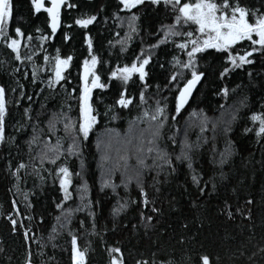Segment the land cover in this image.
Wrapping results in <instances>:
<instances>
[{
    "label": "trees",
    "instance_id": "1",
    "mask_svg": "<svg viewBox=\"0 0 264 264\" xmlns=\"http://www.w3.org/2000/svg\"><path fill=\"white\" fill-rule=\"evenodd\" d=\"M243 3L259 7L260 0H243ZM68 4L76 7H64L61 29L53 37L43 10L35 13L30 0H13L15 23L12 29L19 25L35 37L31 49L21 48L22 56L32 55L35 51L32 61H16L11 49L0 40V85L6 88L8 107L6 139L0 143V264H25L29 251L34 264H72L69 232L77 234L81 250L87 249L85 264H110L114 255L110 249L113 247L121 249L124 264H137L141 260L150 264L153 261L155 264H161V261L165 264L168 261L173 264H197V257L204 254L209 256L211 264H264V137L255 135L258 123L253 124L250 120L252 113L264 111V56L255 53L252 57L254 64L236 69L223 79L219 73L225 64L219 53L208 50L198 56V70L205 73L204 80L178 117V122H170L166 126L160 144L173 155L179 154L182 140L176 129L180 132L183 125L191 123L187 135L190 143L197 142L200 137V146L194 149V161L198 171L202 170L203 182L200 186L194 185L186 164L175 161L174 173L168 169H146L142 180L149 199L154 201L159 212L152 213L150 206L145 214L153 215V220L144 221L140 217L143 205L130 203L126 211L113 216L111 209L117 200L121 197L138 200V189L133 182L127 191L122 186L118 187V195L111 188L101 190L100 136L110 131L129 130L135 117L145 110L151 112L155 102L163 97L169 98L168 108L172 113L173 92L166 85L176 72L183 71L186 77L190 76L187 70L178 68L173 57L186 62L187 55L176 47L181 42L180 37H172L166 44L149 51V45L156 44L163 37V32L159 31L161 25L174 22V13L163 3L133 9L139 16L135 22V33L128 26L127 17L131 13L121 10L119 0H69ZM46 5H50L49 1ZM88 15L97 16V20L88 28L74 24L75 19ZM37 28L49 36L47 41L39 40L41 33L35 31ZM178 30L187 31L188 28L185 26ZM65 35L69 39L66 40ZM86 36H91L93 40L91 55H97L101 61L97 65L101 82L109 86L93 89L92 105L99 114L98 123L88 140L82 141L81 154L69 157L68 165L74 172H82L88 182L90 198L94 203L92 210L96 213L95 227L92 218L88 217V210L74 212L72 223L64 230H58L56 239L49 241L51 228L57 223L55 217L61 214L56 203L60 201L62 193L58 183L53 184L51 178L42 183L27 174L32 172L27 146L32 128L28 126L23 131L17 129L21 123H25L23 110L29 106L32 123L39 118L40 127L45 130L48 119L53 113L61 111L62 106L73 120L78 118L79 109L74 97H78L79 92L68 96L65 89L71 93L73 88L80 86L83 60L91 58L85 43ZM23 43L26 45L28 41L24 40ZM122 46L124 51H121ZM242 47H248L247 43ZM57 49L61 57L70 55L73 60L66 72L67 82L49 89L47 78L50 65L44 56L55 57ZM141 49L145 50V55L152 56L146 67L147 88L139 80L138 74H134L127 85L120 80L109 79L111 70L130 65L140 55ZM33 64L39 66L35 83L31 80ZM17 68L19 72L15 71ZM25 72L28 73L27 79L22 75ZM224 86L230 90L227 98L220 94ZM124 87L135 99L130 108L121 109L115 105V101ZM171 87L174 90L175 85ZM21 91L25 93L23 98ZM141 91L145 92L146 103L139 99ZM28 96L32 97L31 101L27 99ZM241 101L244 103L241 104ZM69 105L71 111H68ZM193 112L197 115L190 117ZM233 113L237 116L234 121L231 118ZM113 116L116 118L113 119ZM199 116L210 119L209 128L203 133L198 126L201 123ZM213 124L216 125L215 130ZM57 128V135L63 136V125L58 124ZM245 128L254 130L245 133ZM173 136L175 143L169 139ZM47 138L45 135L44 139ZM52 142H55V137H52ZM229 145L231 155L221 165L220 153L225 152ZM32 155L35 156V152ZM21 161L29 164V168L27 173L21 170L24 179L17 181L12 171ZM50 167L45 164V168ZM79 183L80 178L74 177V187ZM205 184L207 187L201 194L199 188ZM25 193L28 194L30 207L24 199ZM249 199L252 204L246 205ZM13 200L17 201L19 212L13 207ZM225 201L233 207L234 216L231 218L222 211ZM79 203L73 192V200L67 202L65 207L75 209ZM236 208L245 211L241 214L235 212ZM247 209L251 210L250 216ZM11 219L18 221L15 230ZM81 221H85L83 226ZM28 229L29 237L25 238L24 232ZM115 255L119 257L120 254Z\"/></svg>",
    "mask_w": 264,
    "mask_h": 264
},
{
    "label": "snow or ice",
    "instance_id": "2",
    "mask_svg": "<svg viewBox=\"0 0 264 264\" xmlns=\"http://www.w3.org/2000/svg\"><path fill=\"white\" fill-rule=\"evenodd\" d=\"M30 2L35 13H40L43 10L47 14V26L51 29V36L53 37L62 24V7H76L74 4H68L67 0H49L50 6H46L45 0H30ZM119 3L122 6V11L131 13L127 17V20L129 29L133 33L137 32L135 22L139 19V16L133 12V9H138V7L146 4L160 5L161 3L166 7H170L174 13V22L161 25L159 31L163 32V37L156 44L149 45V51L158 48L160 44H166L172 37H180L181 42L176 44V47L182 52H186L187 61H181L177 57H173V60L178 68L187 70L190 73V76L186 77L183 71L176 72L171 75L169 83L166 85L168 90L173 92L171 99L174 111L172 113H169V98L163 97L162 100L155 102V107L151 112L145 110L134 118L133 124L136 121H144L145 118L148 122V128L141 132L138 143L134 145L135 166L129 164V160L131 159L129 151L131 149H126L123 155H119L120 149H117L118 155L112 161V166L107 169H104L103 165L112 158L107 154L101 157V190L111 188L114 193H117V188L122 186L127 191L133 181H135L138 189L139 199L131 200L130 198L125 199L121 197L117 200L116 205L112 207V215L119 216L129 208L130 203L143 205L140 208V217L144 221L151 222L153 215H146L145 210L151 206V212L155 214L159 212V209L154 206V201L149 199V193L142 180L146 169L155 168L159 171L168 169L170 173H174L176 172L175 161L186 164L191 174V182L194 185L200 186L203 182L202 170L198 171L194 161V149L200 146V137L197 138V142L190 143L187 139V132H185V138L180 142V152L176 155L160 146L164 128L169 126L170 122L171 124L178 122V117L188 104L193 91L205 76L204 72L198 70V56L207 53L208 50H215L216 53H219L223 57V63L225 64L219 73L221 79L236 69L254 64L255 61L252 57L255 53H260L264 56V0H260L259 7L248 6L243 3V0H119ZM118 19L124 18L118 17ZM96 20V15H88L85 18L75 19L74 24L86 29ZM14 23L13 0H0V40H3L7 48L11 49L16 61L22 63L24 61H32L35 51L33 50L32 55L22 56L21 48L31 49L32 41L35 37L31 33H26V30L19 25L12 29ZM185 26L188 28L187 31L178 30ZM68 27H71V25ZM10 29H12L11 34H9ZM35 31L41 33L39 37L40 41H47L49 39L48 35L43 34L42 29L37 28ZM64 38L66 40L69 39L67 35ZM24 40L28 41L26 45L23 43ZM85 43L88 46L91 58L83 60V70L79 77L81 81L80 86L78 89L73 88L71 93H68L65 89V94L68 96H72L77 91L79 92V96L74 97L79 109L78 118L73 120L63 110L62 106L61 111L53 113L51 118L48 119L45 130V128L40 127L41 121L39 118H37L36 123H32L31 107L29 106L23 110L24 117L26 118L25 123H21L17 129V131H23L28 126L32 128V135L27 141L29 159L32 162V172L27 173L29 164L21 161L15 166L12 176L17 181H22L24 177L21 175V170H24L25 173L34 176L42 183H46L51 178L53 184L58 183L59 191L62 193L60 201L56 203V208L60 210L61 214L55 217L57 223L51 228L48 237L49 241L55 240L58 230L62 231L70 224L74 212L88 210V217L92 218L93 228L95 227L96 213L92 210L94 203L90 198L88 182L83 178L82 172H74L68 165L69 157L81 154L82 141L88 140L90 133L98 123L99 114L92 105L93 89H103L109 86L101 82V76L97 72V65L101 61L97 55H91L93 51L91 36L85 37ZM121 43L123 44V42ZM245 43H247L248 47L243 48L242 46ZM238 48H241V50L238 51ZM124 50L125 48L122 46L121 51ZM44 60L50 65V74L47 78V87L49 89L60 85L61 82H67L66 72L71 67L72 56L61 57L59 49H57L55 57L45 55ZM151 60L152 56L145 55V50L141 49L140 55L136 56L130 65L125 64L123 67L118 66L115 70H111L109 79L120 80L124 85H127L133 75L138 74L139 80L144 82L143 86L147 88L146 78L148 72L146 71V67L150 64ZM15 71L19 72L20 69L17 68ZM38 74L39 66L33 64L31 72L33 83L37 81ZM22 75L25 79L28 78V73L25 72ZM173 84L175 85L174 90L171 87ZM21 87L23 86L21 85ZM229 91V88L224 86L220 89V94L227 98ZM20 95L23 98L25 93L21 91ZM27 99L31 101L32 97L28 96ZM134 99V97L128 94L127 87H124L123 90L118 92V99L115 101V105H118L121 109L130 108L134 103ZM139 99L141 102L146 103L144 91L139 93ZM243 103L241 101V104ZM17 104H19V101H17ZM42 107L44 106L42 105ZM68 111H71V105L68 106ZM7 112L6 88L0 85V143L5 142L6 139L5 119ZM196 115L193 112L190 114V117ZM115 118L113 116V119ZM231 118L233 121L236 120V114L233 113ZM208 120V117L203 116L200 123L201 133L206 131ZM250 120L253 124L258 123L255 135L257 137H264V111L252 113ZM58 124L63 125V136L57 135L59 131L57 128ZM212 127L215 130L216 125L213 124ZM253 130L252 128L244 129L245 133L252 132ZM176 131L179 132V129H176ZM45 135H47V139H44ZM52 137H55L54 143L52 142ZM169 139L173 143L176 142L175 136ZM127 144L132 145V141H127ZM230 147L231 145L225 149V152L220 153L221 159L219 163L221 165L231 155ZM33 152H35V156L32 155ZM148 159L152 160L151 165L146 163ZM45 164L52 167L45 168ZM81 164H83V161H81ZM9 168H11V163H9ZM117 172L120 173L119 185L112 180V177ZM74 177L80 178V183L75 185V187ZM206 187L207 185L205 184L204 187L199 188L201 194L204 193ZM17 188L19 189V184H17ZM213 188H215L214 184ZM73 192H75L80 203L75 209L66 208L67 202L73 200ZM24 199L30 207L31 204L27 193H25ZM12 204L16 208L17 201L13 200ZM251 204V199L246 201V205ZM16 211L19 212V209L16 208ZM222 211L230 218L234 216L233 207L227 201H225ZM244 211L245 209L242 208L235 209V212H240L241 214ZM247 211L250 216L251 210L247 209ZM28 219L31 220L32 217L29 216ZM41 222H43V217H41ZM17 223L16 219H11L13 230H15ZM80 223L83 226L85 221H81ZM29 231L30 229L24 232L25 238L29 237ZM69 235L72 264H85L87 249H80L77 234L69 232ZM110 252L114 254L111 257L110 264H124L123 254L119 247L111 248ZM40 254L43 255L42 252ZM115 254L120 255L117 257ZM26 264H32L31 251L28 252ZM137 264H150V262L141 260L137 261ZM152 264H155V262L153 261ZM161 264H165V262L161 261ZM167 264H173V262L168 261ZM197 264H211L209 256L207 254L199 255L197 257Z\"/></svg>",
    "mask_w": 264,
    "mask_h": 264
},
{
    "label": "rangeland",
    "instance_id": "3",
    "mask_svg": "<svg viewBox=\"0 0 264 264\" xmlns=\"http://www.w3.org/2000/svg\"><path fill=\"white\" fill-rule=\"evenodd\" d=\"M202 118H203L202 116H199L198 120L201 122ZM209 121H210V119L208 120V122ZM190 126H191V123H188L187 125H183L181 130H180V132H177V135H180L182 141L185 138V132L188 133V131L190 130V128H189ZM198 126L200 127V124ZM147 128H148V122H147V120H144V121L135 122L132 125V127L129 130H126L125 132L110 131V132L103 133L100 136V140L98 142L99 152H100V158H99L100 163H99V166H100L101 173H102L101 157L103 155L107 154V155H109L112 158L109 162H107V163H105L103 165V168L107 169V168L112 166V161L116 159V157L118 155V153L116 151L117 149H120L119 155L125 154L126 149H131V151H129V154L131 155V159L129 160V164L135 166L136 165V158H135V154H134V145H136L138 143L141 132L143 130L147 129ZM208 128H209V126H208V123H207L206 130ZM165 129H166V127L164 128V130ZM164 130H163V133H164ZM187 139L189 141L188 135H187ZM129 140L132 141V145H128L127 144V141H129ZM160 146L162 147L161 144H160ZM146 163L151 165L152 164V160L148 159L146 161ZM104 178H107V177H104ZM112 180L114 182H120V173L117 172L112 177ZM133 182H135V181H133ZM70 208H72V206H70ZM74 218H75V215L73 214L70 224L72 223ZM70 224H68L67 226H69Z\"/></svg>",
    "mask_w": 264,
    "mask_h": 264
},
{
    "label": "water",
    "instance_id": "4",
    "mask_svg": "<svg viewBox=\"0 0 264 264\" xmlns=\"http://www.w3.org/2000/svg\"><path fill=\"white\" fill-rule=\"evenodd\" d=\"M47 1H49V0H45V4H46ZM68 1H69V0H67V3H68ZM46 6H50V5H46ZM64 7H65V6H64ZM64 7H62V11H63ZM61 26H62V24H61ZM61 26H60V28H58L57 32L60 31ZM204 77H205V76H204ZM203 80H204V78H203L202 81L197 85L196 89L193 91L192 97L190 98V100H189V102H188V104H187L186 106H188V105L190 104V102H191V100L193 99V97H194L196 91L198 90V88H199L200 85L202 84ZM186 106H185V107H186ZM25 264H26V263H25ZM32 264H34V263L32 262Z\"/></svg>",
    "mask_w": 264,
    "mask_h": 264
}]
</instances>
